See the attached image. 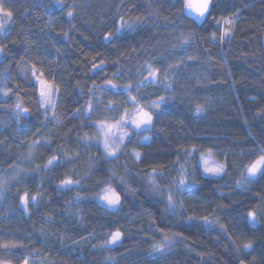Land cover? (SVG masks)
I'll return each mask as SVG.
<instances>
[{
    "label": "trees",
    "instance_id": "obj_1",
    "mask_svg": "<svg viewBox=\"0 0 264 264\" xmlns=\"http://www.w3.org/2000/svg\"><path fill=\"white\" fill-rule=\"evenodd\" d=\"M213 4L212 15L197 21L183 0H0L13 14L0 36V89L12 90L0 93V183L13 177L0 204V245L10 246L0 247V261L264 264V178L237 184L264 146V0ZM222 17L234 23L217 25ZM224 28L230 31L221 41ZM33 66L59 87L54 112L39 103ZM149 66L159 70L156 82L137 90ZM109 80L121 89L130 84L154 118L111 159L85 139L98 122L133 111L122 91L101 90ZM209 150L227 160L221 177L202 174L199 159ZM183 168L191 186L173 194L172 208L149 182L169 188ZM65 179L79 183L65 187ZM109 187L121 197L114 210L99 203ZM25 192L37 197L27 211ZM117 230L122 243L101 247ZM165 235L168 248L154 254Z\"/></svg>",
    "mask_w": 264,
    "mask_h": 264
},
{
    "label": "snow or ice",
    "instance_id": "obj_2",
    "mask_svg": "<svg viewBox=\"0 0 264 264\" xmlns=\"http://www.w3.org/2000/svg\"><path fill=\"white\" fill-rule=\"evenodd\" d=\"M214 7L213 0H183V10L190 13L194 14L195 18L197 20L203 21L206 20L208 17L212 15V9ZM0 13L3 14L4 17L8 18L11 20L12 18V12L7 11L4 9L3 6H0ZM68 17L71 18L73 16V12L69 11L67 13ZM235 16V14H234ZM223 20L224 23L231 24L234 23L233 20H229L226 17H222L221 19L215 20V23L217 25L221 24V21ZM124 25H121V28H123ZM5 26L4 24L0 23V36H6L7 33L5 32ZM119 32L120 29H117ZM230 29L224 28L223 32L220 34V40L223 41L228 35H229ZM111 34H109L110 36ZM109 36L105 37V40L109 39ZM213 40L216 38V34L213 33L212 37ZM184 43H187V40L184 41ZM2 51V50H0ZM192 57H189L191 59ZM101 64H103V61H101ZM94 67H96L94 65ZM170 67H176V66H170ZM149 72L148 76L144 78V80H141L137 83V90L139 87L144 84L145 82H148L149 80L151 82H156L157 79V72L159 71L158 69H151V66H149ZM32 75L36 78L37 84L39 85V103L41 107L47 109L50 107L53 112L56 108V104L52 101V96L54 93H59V87L54 85L53 83L48 82L47 80H41L40 77H42L44 74L43 72H39L37 74V70H35V66H33V71ZM167 78V72H165V79ZM165 87H170V85H165ZM102 91H110L114 95H119L121 94V91L123 94H126L128 96V101L131 102L132 107H133V112L129 113L128 110L126 109L124 114L121 116L119 120H117L114 124H109L106 121H100L98 122V127L100 131L103 133L104 139H103V147L104 150L109 157H116L117 151L119 150V145L116 147H113L110 143V139H118L120 144H123L124 138L129 137L130 138V133L128 132H122V129L126 127L127 125L131 124L136 130H144L151 128L153 126V113L149 110H145L144 106L140 104L138 98L136 96H133L131 94L132 91V86L125 85L121 89L119 86L115 85L112 83L111 80L107 81L106 86H104ZM11 89H0V93H2L3 96L7 97L9 93L11 92ZM160 101H164V97L159 98ZM127 103V101H126ZM113 103L110 102L108 107L111 109L113 107ZM149 107H155L159 108L160 103L157 102H152ZM17 109H21V105L19 103L16 104ZM203 109L201 106L197 105L196 111L197 113L201 112ZM23 112H27L28 109H22ZM93 111V105L91 101H89L87 108L85 109L86 113H91ZM18 115L20 114L19 112L17 113ZM47 115L45 114V119H47ZM55 118V115L53 116ZM121 133L119 136L117 133ZM85 139H93L91 137H85ZM145 140H149V137H144ZM209 155H211V150H209ZM187 155H191V153H187ZM134 157L136 160L142 159L141 154L139 152H134ZM204 164L203 171L205 173H210L213 176H221V174L225 173L227 169V160L223 164H218L212 167L208 166L207 160H204V158H201ZM57 161V157H52L47 165L45 167H48L52 165L54 162ZM156 172V169H153V173ZM115 175V173H113ZM264 178V146H260L258 150V155H256V158L252 160L248 165L245 166V170L242 173V179L241 181H238L237 184L240 186L241 184H248L256 180L257 178ZM123 182V181H122ZM73 183H79V181H73L71 179H65L62 181V185L67 187L69 185H72ZM154 183V181H153ZM187 177L184 175H181L179 180L176 182V191H182L185 188L190 187ZM37 197L35 195L29 197V194L25 192L22 196H20V203L21 206L25 209V211L28 210L29 202L36 201ZM101 201L106 202V204L109 207L115 208L117 207L120 202H121V197L120 194L113 188L109 187L104 191V195L100 196L99 198ZM167 202L168 206L172 207L174 205L173 201V195L172 192L169 191L167 193ZM248 219L252 224L257 223V216L255 212L250 211L248 213ZM205 223L210 224L212 223L211 221H208L207 218H205ZM221 227H223L221 225ZM122 243V233L117 230L115 232L110 233V236L108 239H106L105 244L102 245L101 247H106V248H111L113 246H116L118 244ZM170 244L169 238L165 235L163 240L160 243L154 244L153 245V253L154 254H160L163 255L164 251L168 248ZM0 247L5 248L6 250L10 247L8 244L0 245ZM11 247H16L15 245H11ZM244 249H250L252 247L251 243H247L244 246ZM109 259H111L109 257ZM0 264H10L8 261H0ZM24 264H28V261L25 259Z\"/></svg>",
    "mask_w": 264,
    "mask_h": 264
},
{
    "label": "rangeland",
    "instance_id": "obj_3",
    "mask_svg": "<svg viewBox=\"0 0 264 264\" xmlns=\"http://www.w3.org/2000/svg\"><path fill=\"white\" fill-rule=\"evenodd\" d=\"M0 23H2V24H5V18H4V16H2V13H0ZM187 45H189V42H188V44ZM1 54V53H0ZM52 101L55 103V100H54V94H53V96H52ZM163 101H160V103H162ZM144 108H145V110H146V107L144 106ZM128 110V112L129 113H132L133 111H132V108L130 107V108H125L124 109V111L122 112V114H124V112H125V110ZM49 110L50 111H53L50 107H49ZM50 119V117H48V120ZM120 119V118H119ZM119 119H114L113 117H111V118H109L108 120H106V122L107 123H109V124H114L117 120H119ZM154 119V118H153ZM149 129V128H148ZM144 130H146V129H144ZM144 130H136L131 124H129V125H127L126 127H124L123 129H122V132H128V133H130V137H131V135H133V133L134 132H141V131H144ZM121 133H117V135L119 136ZM103 139H104V136H103V133L100 131V129H99V127L97 128V130H96V132H95V135L93 136V139L92 140H90V142L91 143H93V144H95L96 146H99V148L103 151V153L106 155V157L108 158V159H111V158H116V157H109V156H107V154H106V152H105V150H104V147H103ZM129 140V137H125L124 138V142H123V144H120V142H119V140L118 139H110L109 140V143L113 146V147H116L117 145H119V150L117 151V155H119V153L122 151V149H123V147H124V145L126 144V142ZM116 155V156H117ZM204 158V160H207V162H208V166L209 167H212V166H215V165H218V164H223L222 162H219V161H217L216 159H214V157L212 156V155H209L208 153H206V154H202L201 156H200V159H199V166H200V168H201V170H202V174L205 176V177H210V178H218V177H221L223 174H221V176H213V175H211L210 173H205L204 171H203V168H204V164H203V161H202V159L201 158ZM113 173H115V176L117 177V171L116 170H114V172ZM181 175H184L185 177H187V181H188V183H189V185H190V182H189V178H190V174H189V171H188V168H183L182 170H181V172H180V174H179V176L177 177V179L176 180H174V183L172 184V185H170V187L168 188H164V187H162L159 183H158V181H157V179L156 178H152V179H154V180H152L151 182H149V184H150V186L152 187V188H154V189H159V190H163V195H165V196H167V193L169 192V191H171L172 192V195L173 194H175L176 193V190H175V188H176V182L179 180V178H180V176ZM12 179H13V177L11 176H7V175H4L3 177H2V179H1V183H0V204L4 201V199H5V197H6V195L8 194V192H9V189H10V186H11V181H12ZM153 181H154V183H153ZM102 195H104V192H103V194ZM101 195V196H102ZM175 200V198H174V196H173V201ZM99 203L103 206V207H105V208H108V209H111V210H114V209H116L117 207H115V208H112V207H109L107 204H106V202H104V201H101L100 199H99ZM175 206V202H174V205L172 206V208ZM114 247V246H113ZM112 248V247H111Z\"/></svg>",
    "mask_w": 264,
    "mask_h": 264
},
{
    "label": "water",
    "instance_id": "obj_4",
    "mask_svg": "<svg viewBox=\"0 0 264 264\" xmlns=\"http://www.w3.org/2000/svg\"><path fill=\"white\" fill-rule=\"evenodd\" d=\"M188 13V12H187ZM192 18H194V19H196L195 18V15L194 14H190V13H188ZM197 20V19H196ZM197 21H200V20H197Z\"/></svg>",
    "mask_w": 264,
    "mask_h": 264
}]
</instances>
